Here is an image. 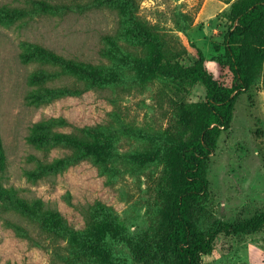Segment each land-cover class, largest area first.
<instances>
[{"label":"rangeland","instance_id":"1","mask_svg":"<svg viewBox=\"0 0 264 264\" xmlns=\"http://www.w3.org/2000/svg\"><path fill=\"white\" fill-rule=\"evenodd\" d=\"M250 1L136 0L151 28L137 39L124 0H0V183L42 198L66 218L30 220L0 198V264H117L80 235L86 226L104 232L108 225L118 232L106 242L119 264L172 263L159 237L178 182L181 107L203 102L206 91L199 82L176 90L155 64L168 55L192 62L200 49L207 70L224 79L232 10ZM184 12L193 21L179 31L174 20ZM56 159L65 163L49 168ZM205 172L198 228L264 214L261 80L237 96ZM204 264H264V223L220 232Z\"/></svg>","mask_w":264,"mask_h":264},{"label":"trees","instance_id":"2","mask_svg":"<svg viewBox=\"0 0 264 264\" xmlns=\"http://www.w3.org/2000/svg\"><path fill=\"white\" fill-rule=\"evenodd\" d=\"M124 3L129 10L134 36L137 39L146 38L151 28L137 15L136 0H124ZM231 18L235 23L223 38L224 61L221 64L227 73L224 79L214 78L207 70L200 49H197V58L192 62L168 55L165 61L155 64L176 90L199 82L206 91L203 102L181 107L183 125L178 130L179 143L176 146L179 157L176 170L178 182L172 191L168 214L159 237L167 242L172 252L173 261L169 264H204V258L213 251L214 240L220 232L238 234L256 231L264 223V214L235 224L219 221L205 230L193 222L196 209L208 198L205 164L216 148L220 134L230 126L237 96L259 80L264 86V0H251L241 8L232 10ZM192 21L193 16L184 12L175 18L174 23L177 30L186 31ZM58 135L70 137L65 133ZM34 139L39 140L38 137ZM71 139L86 147L83 141L75 137ZM54 162L48 163V167L54 168L56 164L65 163L58 159ZM4 168L5 155L0 142V173ZM0 198L15 205L30 220L42 223L66 222L60 210L46 206L42 198L29 199L19 195L14 187H4L0 183ZM80 235L87 247L100 249L111 262L120 263L118 253L106 242V239L114 240L118 236L112 226H106L104 232L86 226ZM125 244L134 260L143 259L139 249L130 240H126Z\"/></svg>","mask_w":264,"mask_h":264}]
</instances>
